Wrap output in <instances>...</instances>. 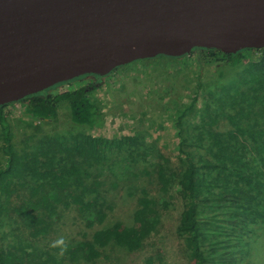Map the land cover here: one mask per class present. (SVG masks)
<instances>
[{
  "label": "trees",
  "instance_id": "16d2710c",
  "mask_svg": "<svg viewBox=\"0 0 264 264\" xmlns=\"http://www.w3.org/2000/svg\"><path fill=\"white\" fill-rule=\"evenodd\" d=\"M163 58L179 69L180 62L192 60L201 68L195 91L203 99L200 119L195 125L184 120L197 99L174 118L184 168L179 173L159 153L142 171L159 196L144 189L132 224L116 221L98 227L91 239L50 240L52 244L47 242L44 251L34 245L39 237L45 241L56 235L64 208L75 206L87 227L104 223L109 216L105 208L114 209L100 190L107 167H119L114 188L135 194L132 183L134 175L140 174L133 167L145 159L151 146L144 131L109 139L83 130L70 136L46 130L58 121L62 107L69 109L71 121L82 129L91 131L102 125L105 113L94 90L104 83L86 79H96L95 74L0 106V140L4 141L0 145V264L94 262L112 243L139 251L157 232L161 209L169 207V198L184 203L178 231L191 264H255L252 258L261 248L256 235L264 229V48L237 53L196 48L182 57L144 59L120 68L137 73L135 64L144 68L146 61ZM205 62L215 68L208 78L203 74ZM128 83H120L119 93L128 92ZM18 104L23 135L15 141L10 117ZM43 253L45 258H41ZM144 264L167 263L162 256L151 254Z\"/></svg>",
  "mask_w": 264,
  "mask_h": 264
},
{
  "label": "water",
  "instance_id": "95a60500",
  "mask_svg": "<svg viewBox=\"0 0 264 264\" xmlns=\"http://www.w3.org/2000/svg\"><path fill=\"white\" fill-rule=\"evenodd\" d=\"M196 48H264V0H0V106Z\"/></svg>",
  "mask_w": 264,
  "mask_h": 264
},
{
  "label": "rangeland",
  "instance_id": "374dc122",
  "mask_svg": "<svg viewBox=\"0 0 264 264\" xmlns=\"http://www.w3.org/2000/svg\"><path fill=\"white\" fill-rule=\"evenodd\" d=\"M199 52V51H198ZM190 54V53H189ZM205 54V52H203ZM152 59V58H151ZM178 65L172 63V60L163 58L160 61H146L144 68L142 64L137 63V73L132 69H118L112 76L98 79L99 75L86 78L96 83L102 82L101 86L94 90L95 97L101 101L105 119L102 125L88 131L82 129L71 121L69 109L62 107L59 111L58 121H54L46 130L50 133L59 131L60 133L75 135L83 130L85 133L107 137H122L124 135H132L136 131H144L145 139L150 146L149 153L145 159H140L134 168V171L140 174V177L134 175L132 190L135 188V194L131 196L128 190L123 187L114 188L112 183L116 181L119 170L118 166L107 167L103 177V185L100 187L101 195L105 201L114 205L113 210H105L109 216L104 219V223L97 224L94 227H87L85 218H82L81 212L74 206L70 209L64 208L62 211V219L56 225V235L50 236L48 240H43V236L39 237L35 246L42 251L49 247V244L57 243L62 240L72 241L77 239H91L94 230L101 226H108L116 221H125L132 224L134 213L138 205V199L144 194V189L151 190V194L158 197L159 194L155 190L156 186L152 184L150 177L144 175L142 171L145 166L156 160L159 153H163L169 158L170 165L179 173L182 172L183 166L181 159L184 157L179 150L180 137L174 126V118L185 105L192 104L197 99L196 105L187 113L185 121L195 125L200 119V111L203 107V99L201 96L197 98V76L201 72L198 62L190 61L188 64ZM203 74L205 78L215 74L214 65L205 62ZM134 71V72H133ZM175 75L172 73L176 72ZM128 83V92L119 93L122 89L120 83L124 80ZM77 82H74L75 86ZM108 84L112 87H108ZM119 89V90H118ZM16 110L13 111L11 118L12 131L17 135L13 140L17 141L23 132V117L20 104L15 105ZM15 107L11 108L13 110ZM9 109V108H8ZM45 127L43 128V132ZM32 133V132H28ZM1 138V136H0ZM4 141L0 140V145ZM3 160L0 156V162ZM132 168V169H133ZM116 171V173L114 172ZM131 191V189H130ZM169 207L161 209V223L157 232L146 240L143 249L133 252L125 247H120L114 243L103 248L102 254L95 258L94 262L77 261L72 264H144V260L148 255L162 256L163 260L168 264H191L189 257L186 255L184 238L179 234L178 225L181 218L183 201L169 198ZM99 207V205H98ZM97 207V208H98ZM61 208V207H60ZM86 233V235H84ZM253 238V236H252ZM257 244H261V248L253 256L252 261L255 264H264V229L258 231ZM52 240V243H50ZM65 240V241H64ZM1 242H5L2 241ZM6 243V242H5ZM63 244V243H62ZM33 250V249H31ZM30 250V251H31ZM239 255V254H238ZM260 257H259V256ZM43 253L41 258H45ZM258 257V258H257ZM219 258V256L217 257ZM252 262V263H253ZM245 263H248L245 261ZM240 264H244V261Z\"/></svg>",
  "mask_w": 264,
  "mask_h": 264
},
{
  "label": "bare ground",
  "instance_id": "6f19581e",
  "mask_svg": "<svg viewBox=\"0 0 264 264\" xmlns=\"http://www.w3.org/2000/svg\"><path fill=\"white\" fill-rule=\"evenodd\" d=\"M209 49V48H208ZM30 95H33V94H30Z\"/></svg>",
  "mask_w": 264,
  "mask_h": 264
}]
</instances>
